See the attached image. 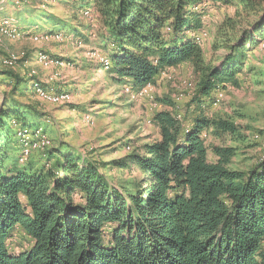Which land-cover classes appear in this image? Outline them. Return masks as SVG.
I'll return each instance as SVG.
<instances>
[{
	"label": "trees",
	"instance_id": "1",
	"mask_svg": "<svg viewBox=\"0 0 264 264\" xmlns=\"http://www.w3.org/2000/svg\"><path fill=\"white\" fill-rule=\"evenodd\" d=\"M228 1L92 0L107 69L140 88L161 70L189 62L196 81L190 103L210 101L214 88L236 83L245 51L264 37V0H232L247 17L241 26L232 16L222 20L220 47L228 52L220 65L206 61L190 34L202 27L194 7ZM1 71L13 89L26 86L12 70ZM6 101L0 107V264H264V157L240 170L230 166L234 146L207 143L209 135H236L234 122L198 106L185 125L173 103L161 99L167 106L152 116L158 137L112 162L128 174L119 178L72 153L40 167H7L6 123L30 126L24 108L38 111L17 104L9 110ZM18 227L31 245L15 254L9 240Z\"/></svg>",
	"mask_w": 264,
	"mask_h": 264
},
{
	"label": "rangeland",
	"instance_id": "2",
	"mask_svg": "<svg viewBox=\"0 0 264 264\" xmlns=\"http://www.w3.org/2000/svg\"><path fill=\"white\" fill-rule=\"evenodd\" d=\"M91 2L0 0V107L7 100L9 110L13 106L17 108V104L20 107L31 106L38 111L34 114L24 108L30 126L19 127L18 122L6 123L9 134L7 167L15 164L19 168L31 164L40 167L47 160L50 164L56 162L59 154L72 153L80 163L92 162L107 176L126 178L128 174L114 168L112 162L157 138V125L152 116L155 111L167 106L160 102L161 99L173 103V109L179 112L180 119L183 117L185 125L197 115L199 108L206 114L234 122L238 127L236 135L222 138L209 135L207 141L209 147L223 144L236 148L231 167L246 170L262 157L264 37L245 51L241 69L235 75L236 83L217 86L211 92L210 101L195 106L190 103L196 81L189 62L161 70L153 82L140 88L116 80L107 69L109 58L97 42L96 36L102 26ZM237 4V1L234 3L231 0L225 3L206 2L194 7L202 12L203 32L199 45L206 61L220 65L222 57L228 52L220 47L218 29L226 16H232L239 26L243 24L247 15L236 13ZM238 8L242 10L240 5ZM85 30H91V33ZM196 32H190L193 38ZM71 55L73 59L69 57ZM28 61L33 62L32 65H28ZM39 68L48 72L41 76ZM62 69L76 74L71 76L72 85L67 89H63V83L58 81ZM1 70H12L26 80L24 90V82H20L16 90L13 89L15 82L9 83L10 79ZM35 82L47 87V93H62V99L53 101L44 92H34ZM219 88L223 93L222 99L213 105V95L219 92ZM36 125L38 127H33ZM13 129L17 131L16 136ZM35 133L41 140L30 149L28 147V154L24 157L26 162L23 160L25 164H20L18 157L21 153L15 137L24 147V139ZM209 159L213 160L211 151ZM30 245L31 238L20 227L15 228L9 240L10 251L17 254Z\"/></svg>",
	"mask_w": 264,
	"mask_h": 264
},
{
	"label": "bare ground",
	"instance_id": "3",
	"mask_svg": "<svg viewBox=\"0 0 264 264\" xmlns=\"http://www.w3.org/2000/svg\"><path fill=\"white\" fill-rule=\"evenodd\" d=\"M201 29V28H200ZM198 29L197 30V34L194 36V39L197 43H199V40H201V36H202V32H203V29ZM7 31V30H6ZM33 86V85H32ZM34 92H37V93H41V92H44L45 93V96L50 99V100H53V101H59L60 99H62L63 97V94L62 93H58V94H50V93H47V87L41 85L40 83L38 82H35L34 83ZM64 93V92H63ZM222 96H223V93L221 92V89L219 88V92H217L216 94L213 95V105H217L221 99H222ZM178 117H180V115H178ZM41 139L39 138L38 134H32L30 135L27 139H24V147H22V151H21V161L24 160V157L28 154V151L30 149V147H33L32 145L34 143H38ZM29 147V149H28ZM25 149V150H23ZM28 149V150H27ZM24 151H27V152H24ZM261 154H264L262 151H260Z\"/></svg>",
	"mask_w": 264,
	"mask_h": 264
},
{
	"label": "crops",
	"instance_id": "4",
	"mask_svg": "<svg viewBox=\"0 0 264 264\" xmlns=\"http://www.w3.org/2000/svg\"><path fill=\"white\" fill-rule=\"evenodd\" d=\"M32 29V28H31ZM85 32L86 33H91V30L90 31H87V30H85ZM71 59H73L74 58V56H69ZM77 61V60H76ZM29 63L31 64V63H33V62H31V61H28V65H29ZM32 65V64H31ZM181 65V64H180ZM180 65H178V66H180ZM80 66V65H79ZM82 67V66H81ZM169 68V67H168ZM21 71H22V69L20 70V73H21ZM26 72V71H25ZM38 72H39V74L41 75V76H43V75H45L47 72H48V70H45V69H42V68H39L38 69ZM22 74H23V72H22ZM72 75H76L73 71H68V70H66V69H62V76L60 77V79L58 80L59 82H62L63 83V89H67V88H69L71 85H72V83H70L71 82V79H72ZM20 77V76H19ZM75 77V76H74ZM22 78V77H21ZM24 78L26 79V76H24ZM9 83H12V80L10 79V81H9ZM25 88V87H24ZM158 137V136H157Z\"/></svg>",
	"mask_w": 264,
	"mask_h": 264
},
{
	"label": "built area",
	"instance_id": "5",
	"mask_svg": "<svg viewBox=\"0 0 264 264\" xmlns=\"http://www.w3.org/2000/svg\"><path fill=\"white\" fill-rule=\"evenodd\" d=\"M91 21H93V15H92V17H91ZM142 98H144V93H143V96H142ZM141 99V98H140Z\"/></svg>",
	"mask_w": 264,
	"mask_h": 264
},
{
	"label": "water",
	"instance_id": "6",
	"mask_svg": "<svg viewBox=\"0 0 264 264\" xmlns=\"http://www.w3.org/2000/svg\"><path fill=\"white\" fill-rule=\"evenodd\" d=\"M261 156H262L261 158H263L264 157V154H261Z\"/></svg>",
	"mask_w": 264,
	"mask_h": 264
}]
</instances>
